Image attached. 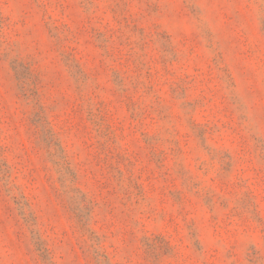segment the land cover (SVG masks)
Wrapping results in <instances>:
<instances>
[{
	"label": "rangeland",
	"instance_id": "obj_1",
	"mask_svg": "<svg viewBox=\"0 0 264 264\" xmlns=\"http://www.w3.org/2000/svg\"><path fill=\"white\" fill-rule=\"evenodd\" d=\"M0 264H264V0H0Z\"/></svg>",
	"mask_w": 264,
	"mask_h": 264
}]
</instances>
